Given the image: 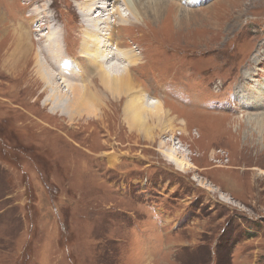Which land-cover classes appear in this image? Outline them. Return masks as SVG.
Here are the masks:
<instances>
[{
	"label": "rangeland",
	"instance_id": "rangeland-1",
	"mask_svg": "<svg viewBox=\"0 0 264 264\" xmlns=\"http://www.w3.org/2000/svg\"><path fill=\"white\" fill-rule=\"evenodd\" d=\"M82 1L0 0V52L18 15L44 43L42 18L66 16L72 51L86 35L67 4ZM168 2L190 16L164 11L150 35L113 28L122 0L108 22L90 19L101 43L113 28L114 44L146 59L137 76L155 87L141 93L175 119L150 134L129 133L122 95L90 87L86 102L56 107L0 54V264H264V130L249 123L264 116V0Z\"/></svg>",
	"mask_w": 264,
	"mask_h": 264
},
{
	"label": "bare ground",
	"instance_id": "bare-ground-1",
	"mask_svg": "<svg viewBox=\"0 0 264 264\" xmlns=\"http://www.w3.org/2000/svg\"><path fill=\"white\" fill-rule=\"evenodd\" d=\"M116 1L118 0H83L81 5H78L80 11H77L78 8L71 3L67 4L68 17L73 18L74 21L78 19L77 29H80L86 35L79 38L78 46H74L72 51L70 49L71 42L69 44L65 42L66 34L71 30L66 27L69 23L68 18H65L66 16L60 18L61 25L52 23L47 16L42 18L41 27L48 26L45 36L46 42L44 43L42 38L38 40L33 38V31L26 35L24 23L18 15L16 19L11 20L10 25L18 26L20 32L9 25L8 31H11V33L7 32L8 34H6L9 39L4 40V52H0V54L5 55L3 66L11 67L10 71H14L12 73L14 76L11 75V77L15 80H25L27 85H32L31 82L34 81V83L44 86L39 96L44 94L51 103L59 108H75L86 102L88 98L87 91H90V87L96 91L100 98L104 95L101 92L107 89L112 98L111 101L120 99L115 96L122 95V117H124V125L129 133L141 131L144 134H150L153 130L162 126V119L166 118L169 124L172 121L174 122L175 119L168 118L170 110L166 109L165 104L159 99L151 101L145 98L144 93H141V91H144L143 85L146 90H152L155 87L153 82L148 81L147 84H144L143 80L137 76L138 65H147L146 59H142V62L139 61L140 57L138 55L134 54L132 50H128V47L125 48L128 42L123 38L118 37L114 44L110 33L114 31V27L119 32L127 27L131 31L136 28L139 32L150 35L152 31L146 30L145 25L148 24L149 20L158 21L164 11L166 12H164V18L169 16L171 19H174L175 11L177 12V15L175 14L177 18L179 16L186 18L190 16V12L186 11L180 3H172L169 6V0H122L125 9H128L129 13L122 14L116 8L110 12L111 14L107 15H114L116 24H113V28L108 33L109 39L105 43H101L98 40L100 31L97 29V24L108 22L107 18L102 19L101 16L104 15L105 11L115 8ZM94 13L98 15L91 17ZM138 15L140 18L137 17ZM94 18H98L97 24L90 20ZM156 23L159 25L160 21ZM120 35L124 36L122 33ZM102 46L106 47L100 50ZM209 48L211 49V47ZM218 49L220 50V48ZM77 56L82 57V59L75 61ZM121 60L124 61L122 64L128 62V65L120 68L117 61ZM72 62H75L77 69L74 68ZM30 73L32 77L29 76ZM260 116L251 118L249 123L256 129L264 130V116L261 117L262 119H258ZM99 122L101 121L99 120ZM153 122H157L159 125H154ZM179 122L184 126V130H187L184 119L181 118ZM167 129L161 127L159 133ZM168 158H174L179 167L182 165V160L173 157L171 153L168 154Z\"/></svg>",
	"mask_w": 264,
	"mask_h": 264
}]
</instances>
